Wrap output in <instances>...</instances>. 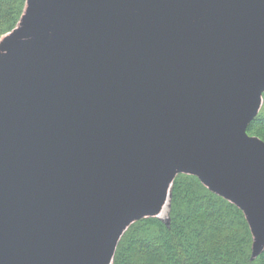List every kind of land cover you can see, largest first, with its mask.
Returning a JSON list of instances; mask_svg holds the SVG:
<instances>
[{
	"label": "water",
	"instance_id": "95a60500",
	"mask_svg": "<svg viewBox=\"0 0 264 264\" xmlns=\"http://www.w3.org/2000/svg\"><path fill=\"white\" fill-rule=\"evenodd\" d=\"M27 6L0 46V264H111L178 174L238 207L261 253L264 0ZM171 140L186 170L164 165Z\"/></svg>",
	"mask_w": 264,
	"mask_h": 264
},
{
	"label": "trees",
	"instance_id": "16d2710c",
	"mask_svg": "<svg viewBox=\"0 0 264 264\" xmlns=\"http://www.w3.org/2000/svg\"><path fill=\"white\" fill-rule=\"evenodd\" d=\"M24 5L25 0H0V37L16 28ZM258 129L264 130V121L255 118L246 134ZM169 204L167 224L148 217L126 229L112 264H264V250L251 256L252 236L242 211L197 177L178 174Z\"/></svg>",
	"mask_w": 264,
	"mask_h": 264
},
{
	"label": "rangeland",
	"instance_id": "374dc122",
	"mask_svg": "<svg viewBox=\"0 0 264 264\" xmlns=\"http://www.w3.org/2000/svg\"><path fill=\"white\" fill-rule=\"evenodd\" d=\"M93 1V0H92ZM31 3H32V1H30ZM29 5H30V3H29ZM27 0H25V5H24V9H23V12H22V15H21V18H20V20H19V23L17 24V26H16V28L13 30V31H11V32H9V33H7V34H5V35H3V36H1L0 37V46L2 45V44H5V43H7L8 42V40L9 39H11L12 37H14V35L17 33V29L19 28V26L21 25V23H22V20H23V18H24V16L26 15V10H27ZM30 13V12H29ZM34 14H36V12L34 13ZM258 113V114H257ZM257 116H255L252 120H254L255 118L257 119H260L261 120V122L262 121H264V92H263V94H262V98H261V103H260V106H259V109H258V111H257ZM246 135H248L247 137H249V138H254L255 137V139H257V140H261L262 141V143L264 144V130H260V129H258L257 131H254V132H250L249 134H246ZM259 140V141H260ZM260 141V142H261ZM169 146H170V148H171V150H172V152L174 153V154H172V157H169V159L167 160L166 159V157L165 158H163V160H164V165L165 166H172V168H174V169H176V172L177 171H181V170H186L184 167H182L181 165H182V163L180 162V160L176 157V155H177V150H178V146H177V144L173 141V140H171V141H169ZM176 161H178V162H180V163H177ZM177 164H179V166H177ZM171 189V188H170ZM170 203V193H169V199L167 200V203H166V208L164 209V213L161 215V216H159L160 215V213H161V210H160V212L157 214V218L159 219V220H161L162 222H164V223H168V215H169V204ZM141 213H140V215L138 216V217H141V216H145V215H148V210H139ZM131 220V219H130ZM120 229V228H119ZM260 237V236H259ZM259 237H255V243L257 244V243H259L260 244V246L258 245H255V243H254V246H253V241H252V246H251V256L254 258V256H256V254H257V251L259 250V248H261V247H263V243H261L260 241H259ZM112 264V263H111Z\"/></svg>",
	"mask_w": 264,
	"mask_h": 264
},
{
	"label": "bare ground",
	"instance_id": "6f19581e",
	"mask_svg": "<svg viewBox=\"0 0 264 264\" xmlns=\"http://www.w3.org/2000/svg\"><path fill=\"white\" fill-rule=\"evenodd\" d=\"M165 208H166V203H165V205L163 206V208H162L161 213H160L159 216H161V215L164 213V209H165Z\"/></svg>",
	"mask_w": 264,
	"mask_h": 264
}]
</instances>
